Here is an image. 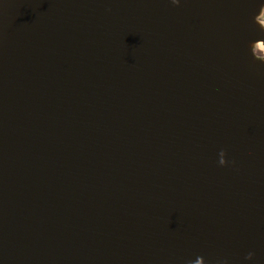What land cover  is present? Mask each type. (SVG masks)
I'll return each mask as SVG.
<instances>
[{
	"label": "water",
	"instance_id": "obj_1",
	"mask_svg": "<svg viewBox=\"0 0 264 264\" xmlns=\"http://www.w3.org/2000/svg\"><path fill=\"white\" fill-rule=\"evenodd\" d=\"M0 264H264V0H0Z\"/></svg>",
	"mask_w": 264,
	"mask_h": 264
}]
</instances>
